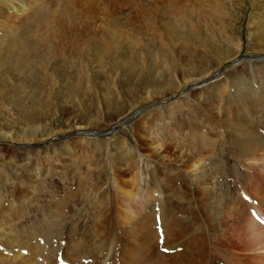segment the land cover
I'll use <instances>...</instances> for the list:
<instances>
[{
  "label": "rangeland",
  "instance_id": "obj_1",
  "mask_svg": "<svg viewBox=\"0 0 264 264\" xmlns=\"http://www.w3.org/2000/svg\"><path fill=\"white\" fill-rule=\"evenodd\" d=\"M263 53L264 0H0V264L136 261L148 240L124 249L127 211L153 230L146 264L199 244L205 264H257L264 149L226 124L264 141Z\"/></svg>",
  "mask_w": 264,
  "mask_h": 264
},
{
  "label": "bare ground",
  "instance_id": "obj_2",
  "mask_svg": "<svg viewBox=\"0 0 264 264\" xmlns=\"http://www.w3.org/2000/svg\"><path fill=\"white\" fill-rule=\"evenodd\" d=\"M23 2V0H17V3H19V4H21ZM263 55H264V53H263ZM242 58V56L241 57H238V61H240V59ZM263 60H264V57L262 58ZM237 61V62H238ZM211 77V76H210ZM209 76L207 77V78H210ZM233 87H236L237 89H238V87H242V83L241 82H236V84L233 86ZM237 89H235L234 90V92L233 93H236L237 91ZM239 90V89H238ZM247 90H248V88H247ZM228 95H229V97H233L235 94H233V96H232V94L231 93H228ZM239 99V98H238ZM240 100V99H239ZM242 100V99H241ZM144 110V107H140V108H137V109H135V110H133L131 113H129L127 116H125L123 119H121L120 121H118V123H122L121 124V126H120V128H122V126L125 124L124 123V120L126 119V118H128L129 116H131V115H133V114H136L137 112H138V110H139V113L141 112V111H143ZM241 115V114H240ZM227 116V115H226ZM242 116H244V115H242ZM237 119V121L235 120L234 122H233V124L231 125V123H229V124H226L228 127H230V126H233V128H231V130H233L234 131V133H236V134H233V133H231V134H233V135H236V138H240V140H242L241 141V143H242V146L240 145V147L242 148V150L243 151H245L246 153L247 152H250V153H252V151H253V153L255 152V150H257V149H264V141H263V139H262V137L260 136V134L259 133H256V131L255 130H252L251 128L252 127H250V129H247V132H244L243 130H242V128H243V124H244V121H245V119H246V117H237L236 118ZM222 120V119H221ZM224 120V119H223ZM226 120V119H225ZM230 121V120H229ZM223 123V122H222ZM116 125V124H115ZM113 126V125H112ZM227 128V127H226ZM118 130V129H117ZM116 130V131H117ZM246 133L247 135H243L242 133ZM239 133H241V134H239ZM83 134H85V133H83ZM242 135H243V138H242ZM245 137V138H244ZM202 140V139H201ZM200 143H201V141H200ZM199 143V144H200ZM199 148V147H198ZM179 152L181 153V155H182V158L180 157V160H182V163H183V166H190L191 168H196L197 167V165H196V163L198 164V160H196V157L193 155V152H190V150L189 149H187V148H185V149H183V147H181V149L179 150ZM248 156V155H247ZM185 159V160H184ZM193 181H194V186H196V189H198V190H200L201 191V193L200 194H203V193H207V194H209V192H211V190H213L212 189V187L210 186L211 184H212V182H211V178H210V176H209V173H208V170H207V168L205 167V166H202V167H199V169H198V171H197V173H194V175H193ZM156 185V184H155ZM214 187V186H213ZM208 188L210 189L209 191H208ZM157 189L159 190L160 188L158 187V185H157ZM186 191V190H185ZM213 192V191H212ZM135 195V194H134ZM133 195V196H134ZM183 195V194H182ZM180 197V196H179ZM129 199H131V198H129ZM210 202V201H209ZM212 202V201H211ZM214 202V201H213ZM208 204V203H207ZM211 207V206H210ZM126 208V207H125ZM211 209V208H210ZM238 210V209H237ZM236 210V211H237ZM234 212H235V210H233ZM232 211V212H233ZM126 212V211H125ZM215 212V211H214ZM217 212V211H216ZM244 212V211H243ZM137 213V212H136ZM218 213H219V211H218ZM215 214V213H214ZM213 214V215H214ZM220 214V213H219ZM232 214V213H231ZM120 215V214H119ZM124 215V222L125 221H127V223L129 224L128 225V227H130V229H128V230H124V232H123V234H120L121 235V237L123 238V239H125L124 240V249H126V250H132V241H133V239H134V237L135 236H138V238H140L139 239V241L141 242V241H144V240H148V244L147 245H142V246H139V247H137V248H139V250H134L135 252H137L138 251V254L140 253V254H142L143 256H140L142 259H139L140 257L138 256V260H136V261H133V260H131V261H128V259H124V263L125 264H146L147 262H148V259L145 257V252L146 251H148V248H150V246H151V242H152V238H153V230L152 229H150V227H149V222H142V224L144 223L145 225L143 226V225H139V224H137V222L135 221H132V216L131 215H133V212L131 211V212H129V211H127L125 214H123ZM216 216V215H215ZM232 216H233V214H232ZM248 216V215H247ZM145 216H143V215H140V220L141 219H143ZM208 217V216H207ZM238 218H245V215H244V213H242L241 212V210H240V212H239V217ZM210 219V218H209ZM212 219H214V218H212ZM212 219H210L211 221H209V223H211L212 222ZM218 219H219V221H220V219L221 218H219L218 217ZM218 219L216 218V221H218ZM104 220V219H103ZM245 221H246V225L248 226V227H250L251 228V231H248L249 232V234L251 235V237L256 241V244H257V246H258V249H262V248H264V228L263 227H261L258 223H257V221H255L254 219H252L251 217H247V218H245ZM107 222V221H106ZM214 223V222H213ZM223 223V222H222ZM109 224V223H108ZM203 224V223H202ZM224 224V223H223ZM229 224V223H228ZM2 225V224H1ZM214 225V224H213ZM225 225V224H224ZM230 225V224H229ZM243 225V224H242ZM100 226H101V224H100ZM103 226V225H102ZM101 226V227H102ZM228 226V225H227ZM106 227V226H105ZM210 227V226H209ZM213 227V226H212ZM243 227H246V226H243ZM112 228V227H111ZM238 228V227H237ZM99 229V228H98ZM104 229V228H103ZM212 229V228H211ZM100 230H101V228H100ZM227 230V229H226ZM225 230V231H226ZM245 230V229H244ZM247 230V229H246ZM96 231V230H95ZM103 231V230H102ZM246 232V231H245ZM213 233V232H212ZM111 234V233H110ZM173 234V233H172ZM132 235H133V237H132ZM118 236V235H117ZM177 237V236H176ZM180 237V236H179ZM130 238V239H129ZM136 239H137V237H135ZM169 238H171V237H169ZM174 239V238H173ZM173 239L172 240H170L169 242H171V241H173ZM248 239H249V237H248ZM169 240V239H168ZM214 240V239H213ZM139 241H138V243L137 244H139ZM175 241V240H174ZM179 241V240H178ZM168 242V243H169ZM171 245H173V244H171ZM251 245V244H250ZM174 246V245H173ZM199 247L196 249V252L195 251H193L192 252V255H195V257H194V259L192 260V259H188V260H184L183 258H181V257H178V258H175V260L176 259H179L180 260V262H182L183 264H195L196 262H198L197 264H205V261H206V258H207V254H206V250H205V247H204V244H199L198 245ZM217 246V245H216ZM254 246V245H253ZM156 247V246H155ZM172 247V246H171ZM215 247V246H214ZM256 247V246H255ZM175 249V248H174ZM217 249V248H216ZM154 250H156L155 248H154ZM208 250V249H207ZM262 250H264V249H262ZM133 251V250H132ZM209 251V250H208ZM259 251V250H258ZM257 252V251H256ZM260 252V251H259ZM134 253V252H133ZM157 254H158V252H157ZM182 254V253H181ZM180 254V255H181ZM190 254V253H189ZM179 255V254H178ZM183 255V254H182ZM261 256H263V258L261 257V258H259L258 259V262H257V264H264V253L262 254H260ZM132 256V255H131ZM147 256V255H146ZM157 256V255H156ZM155 256V257H156ZM177 256V254L175 255V257ZM130 257V256H129ZM135 257L136 256H134V259H135ZM165 257V256H164ZM163 257V258H164ZM184 257V256H183ZM158 258H159V255H158ZM173 258V257H172ZM185 258V257H184ZM133 259V258H132ZM173 260V259H172ZM1 261V260H0ZM177 263H179L178 261H175V262H167V260H165V261H163V264H177ZM238 264V263H237Z\"/></svg>",
  "mask_w": 264,
  "mask_h": 264
},
{
  "label": "water",
  "instance_id": "obj_3",
  "mask_svg": "<svg viewBox=\"0 0 264 264\" xmlns=\"http://www.w3.org/2000/svg\"><path fill=\"white\" fill-rule=\"evenodd\" d=\"M245 57H247V56H242V58L241 59H243V58H245ZM264 56H261V55H258V58H263ZM222 71H219V72H217L215 75H213L214 77L216 76V75H219L220 73H221ZM139 114V110H138V112L136 113V114H133V115H131V116H129L128 118H126L125 120H124V123L125 124H127V123H129V122H131V120H133L134 119V117H136L137 115ZM121 124L122 123H117L116 125H113L110 129H108V130H104V131H99V130H96V129H93V130H91V129H87V130H82V129H78V130H76L75 132L76 133H90V134H92V135H95V136H104V135H108V134H112V133H114L117 129H119L120 128V126H121ZM124 124V125H125ZM71 134V133H70ZM59 137V136H58ZM57 137V138H58Z\"/></svg>",
  "mask_w": 264,
  "mask_h": 264
}]
</instances>
